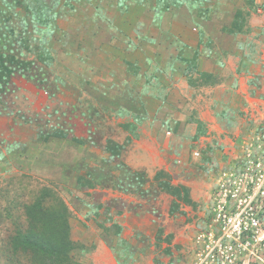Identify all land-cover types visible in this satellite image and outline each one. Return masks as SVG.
<instances>
[{"label":"rangeland","instance_id":"rangeland-1","mask_svg":"<svg viewBox=\"0 0 264 264\" xmlns=\"http://www.w3.org/2000/svg\"><path fill=\"white\" fill-rule=\"evenodd\" d=\"M192 4L182 14L155 0H61L46 23L19 17L30 52L0 39V52L34 63L12 75L0 107V264L36 202L56 229L62 216L72 264H264V0ZM177 16L223 65L202 120L193 88L168 71L179 52L196 61L183 43L197 33L178 38ZM107 141L122 145L118 157ZM119 162L147 183L120 181Z\"/></svg>","mask_w":264,"mask_h":264},{"label":"trees","instance_id":"trees-1","mask_svg":"<svg viewBox=\"0 0 264 264\" xmlns=\"http://www.w3.org/2000/svg\"><path fill=\"white\" fill-rule=\"evenodd\" d=\"M61 0H0V39L9 41L12 46L24 50L31 49L22 38V30L19 29V17L21 15L36 17L45 23L53 18L59 2ZM124 2L127 0H123ZM180 0H155L159 9H168L171 4ZM40 59L48 61L46 51L41 48ZM50 60V59H49ZM33 61L22 59L11 52H0V107H5L3 102L6 92L10 86L12 75L16 73L31 75L33 72ZM51 137L67 138L61 132H54ZM48 137H45L47 139ZM130 140V139H129ZM106 152L112 157H118L122 150V145L113 141H107ZM120 163V164H119ZM114 171L120 174V181L134 183L137 181L139 187H143L147 180L143 173H138L119 162ZM157 181V180H156ZM123 183V182H122ZM119 184V183H117ZM157 186L161 191L177 197L182 203H189L188 194L182 187H173L167 181H157ZM123 190L122 184L117 186ZM41 203V202H40ZM36 202L27 207L28 223L25 228H17L9 240V261L5 264H72L69 253L71 243L68 239L62 216L56 219L61 223L57 229L52 221L47 217V208ZM44 222L51 225L44 224ZM39 227V228H38ZM19 256H23L25 261H21Z\"/></svg>","mask_w":264,"mask_h":264},{"label":"crops","instance_id":"crops-1","mask_svg":"<svg viewBox=\"0 0 264 264\" xmlns=\"http://www.w3.org/2000/svg\"><path fill=\"white\" fill-rule=\"evenodd\" d=\"M192 1L196 2V0H180L175 4L170 3L169 8L166 9L165 11H168L169 9H170V11H172V9H174V10H177L180 12L182 11L181 13L183 14V10L180 8L186 7L187 5H189V3L191 4V7H194V6H192L193 5ZM193 9H191V11H193ZM170 16L168 18H170ZM181 17L182 16H177L173 19V24H176V31H178V34H179L178 38H182L181 40L184 41L182 33L184 32L183 30L186 28L189 29L190 27H192V31H194L195 34L197 33L196 35L198 37V41L195 44H189L186 41L183 43L181 40H179L180 42L183 43L184 47H186V48H188L194 52L196 51V61L195 60H194V62L190 61L189 57L183 56V54L181 52H179L178 56H180L182 58L178 59L176 61V63H173L172 67H174V68L170 67L168 71L172 72L175 69L179 73L181 71L182 75H181V73L179 75H176V77L173 80H175V81L180 80L179 76L180 77L183 76L184 81L187 82L185 86L186 87L189 86V88H193L192 91H194V93H196V94H195V98L193 99L191 96L190 100L192 101V104L196 103V106L193 109H195L194 110L195 112L196 111L198 112V117L202 120L203 118H206V116H207V112H208L207 109L216 103L217 99L214 97V95H211V93H209V92L213 86H216L217 74H218V71L220 72L222 70L223 65L218 64L217 62H214V60H213V62H210L209 58L205 57V55L201 52L202 49H200V46L201 47L203 46L205 36L204 35L202 36V33L200 34V30L196 31V27H198L197 25L194 26L193 24H189L187 21H185L184 18L180 19ZM163 18H164V16H163ZM194 18H196V17H194ZM167 33L170 37H172L171 35L173 34V30L170 29L167 31ZM205 58L207 61L205 60ZM171 80L172 79H168L167 82L169 84H171V82H170ZM221 82H222L221 83L222 86L226 84L223 81H221ZM152 86H154V84H152ZM132 87H134V90L133 91L130 90V94H131L130 98L132 99L131 101L135 102L136 97L138 95H140L139 94L140 91L136 90V86H132ZM164 87L168 88L169 86H164ZM167 90H169V89H167ZM136 103H137V101H136ZM247 103L249 104V100H247ZM166 106L168 109H172V106H170L168 104H166ZM166 106H164L162 109L164 110V108H166ZM162 112L163 111H161L160 113H162ZM145 115H147V114H145ZM131 143L132 142H130V144ZM126 167H128V166H126Z\"/></svg>","mask_w":264,"mask_h":264},{"label":"built area","instance_id":"built-area-1","mask_svg":"<svg viewBox=\"0 0 264 264\" xmlns=\"http://www.w3.org/2000/svg\"><path fill=\"white\" fill-rule=\"evenodd\" d=\"M227 221H228L232 226H234L235 228H239V223H238V222L235 223V220H233L232 218H228Z\"/></svg>","mask_w":264,"mask_h":264}]
</instances>
